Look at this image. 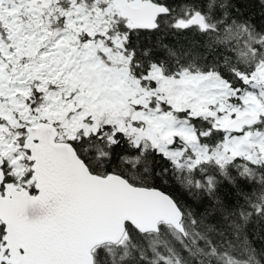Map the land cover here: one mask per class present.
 Masks as SVG:
<instances>
[{
  "label": "snow or ice",
  "instance_id": "obj_1",
  "mask_svg": "<svg viewBox=\"0 0 264 264\" xmlns=\"http://www.w3.org/2000/svg\"><path fill=\"white\" fill-rule=\"evenodd\" d=\"M0 264H264V0H0Z\"/></svg>",
  "mask_w": 264,
  "mask_h": 264
}]
</instances>
